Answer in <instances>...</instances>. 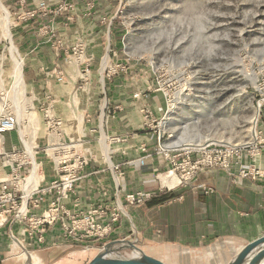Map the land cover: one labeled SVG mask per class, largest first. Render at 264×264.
I'll use <instances>...</instances> for the list:
<instances>
[{"label": "rangeland", "instance_id": "rangeland-1", "mask_svg": "<svg viewBox=\"0 0 264 264\" xmlns=\"http://www.w3.org/2000/svg\"><path fill=\"white\" fill-rule=\"evenodd\" d=\"M39 6L44 10L33 33L37 44L49 43L67 65L51 62L49 69H42L41 87L27 76V63L33 56L16 40V22L21 18L27 20L25 12L29 10L21 15L12 13L0 0V111L4 108L15 112L24 135H31L30 128L22 123L29 122L30 112L46 128L55 99L43 97L42 102L33 103L32 89L38 92L37 88H41L49 94L51 82L69 88L74 91L69 100L76 105H80L74 103L80 101L77 91L92 89L98 111V106L107 101L105 91L113 87L118 77L134 89L135 98L141 92L142 99L147 94L160 99L163 112L159 116L149 114L150 126L146 127L160 135L162 143L167 139L175 141L169 146L197 139L237 143L250 139L254 129L264 134V0H115L102 20L110 24L108 39L102 41L106 50L102 65L88 60L83 37L67 40L66 28L74 25L76 18L71 0ZM16 60L22 62L21 78L17 77ZM68 65L78 71L77 77ZM179 72L189 79L191 97L169 114L165 126L160 127L168 107L165 97L183 82L179 81ZM104 82L106 86L102 85ZM29 104H33L32 109H25ZM16 141L14 132L6 133L7 148ZM241 245L231 238L219 239L208 246L188 249L187 254L183 253L187 249H178L164 260L168 264H225ZM88 246L85 243L80 248L85 250ZM214 246L220 260L216 263L213 261L217 258L209 259L203 253ZM100 247V243L94 242L90 249L75 255L77 262L66 257L56 264H84ZM55 254L60 256L56 252L50 257ZM33 257L25 259V264L37 261L35 252Z\"/></svg>", "mask_w": 264, "mask_h": 264}, {"label": "crops", "instance_id": "crops-1", "mask_svg": "<svg viewBox=\"0 0 264 264\" xmlns=\"http://www.w3.org/2000/svg\"><path fill=\"white\" fill-rule=\"evenodd\" d=\"M4 1L12 13L21 15L26 10H36L34 17L24 21L21 18L16 22L18 27L15 33L19 46L33 56L27 63V76L33 83L39 82L41 87L42 69H49L51 62L67 66L59 52L49 43L37 44L38 38L33 34L41 19L40 3L50 6L59 0ZM71 1L76 18L75 24L66 28L67 40L74 41L83 37L86 40L88 60L102 65L106 54L102 41L104 38L108 39L110 29L109 22L104 23L102 20L110 12L109 7L115 0ZM55 26L58 28L56 24ZM42 46L45 47L43 50ZM11 58L14 64L12 55ZM16 58L21 60L18 55ZM68 68L74 69L73 65H68ZM20 71L23 77L21 66ZM73 71L77 77L78 71ZM112 84L113 87L106 90L107 93L105 91L108 102L105 100L98 106L99 113L92 89L77 91L80 101L74 103L80 105H76L72 104L73 100H69L74 92L69 88L51 82L48 94L42 92L41 88H37L40 91L36 92L33 87V103L42 102L49 96L55 97L49 111L50 117L58 120L59 125L49 129L45 123L46 128H43L40 120L32 118L30 112L29 122H22L30 128V136L16 130L3 134L4 149L21 147L23 143L26 145L24 137L32 140L33 146L38 145L41 148L37 158L46 180L55 176L56 168L42 151L43 148L72 145L79 154L88 159L74 191L63 200L69 211L76 213L101 206L106 213L97 218L106 221L114 207H122L111 232L97 241L67 238L59 222L49 226L44 242L33 248V252L38 255L36 263L33 261V264H56L66 257H73L77 262L75 255L90 249L94 242L104 243L116 239L134 241L147 254L164 260L178 249H187L183 252L187 254L190 250L217 243L219 239L225 238L237 240L243 245L264 234V177L256 180L244 179L215 168L200 171L184 185L163 183L160 175L168 164L163 155L156 151L159 137L154 131L141 125L142 102H147L152 114L159 116L163 112L160 99H156L158 97L154 94H147L145 99L135 98L134 89L126 82H121L120 77ZM102 85L106 86L105 82ZM32 106L33 104H29L25 109H32ZM12 132L16 134L17 141L9 143L7 148L6 133ZM259 165L264 167V153L259 159ZM135 191H145L151 195L143 203L126 204L125 195ZM85 243L90 246L84 250L80 247H84ZM216 247L203 252L207 253L209 259L211 256L217 258L214 263L220 261ZM98 250L99 248L93 256ZM48 251L50 254H47ZM56 252L60 256L55 254L51 258L52 253ZM16 253L17 249L9 246L7 237L1 231L0 264H25Z\"/></svg>", "mask_w": 264, "mask_h": 264}, {"label": "built area", "instance_id": "built-area-1", "mask_svg": "<svg viewBox=\"0 0 264 264\" xmlns=\"http://www.w3.org/2000/svg\"><path fill=\"white\" fill-rule=\"evenodd\" d=\"M39 8L44 10V7ZM26 14L28 18L34 17L36 10L27 11ZM167 95L165 102L168 105L171 95ZM148 108H144L147 110L142 115V127L150 126L148 117L152 112ZM47 119L49 129L59 125L58 120ZM14 130L21 131L18 116L3 108L0 111V235L2 231L9 246L17 249L15 255L24 261L31 259L34 246L44 242L48 227L57 222L64 235L73 240L97 241L107 236L119 219L122 207H114L109 219L100 221L97 217L106 213L101 206L74 213L63 204L81 179L88 159L72 145L47 146L42 151L53 162L56 174L46 180L37 158L41 152L38 145L29 149L22 142L21 147L4 149L3 134ZM251 136L249 141L237 143L206 140L191 145L163 146L158 135L156 151L163 155L168 164L161 174L174 177L176 185L186 184L204 169L215 168L239 178H262L264 167L259 165V159L264 153V134L254 129ZM150 195L145 191L129 192L124 200L128 205H135L143 203Z\"/></svg>", "mask_w": 264, "mask_h": 264}, {"label": "water", "instance_id": "water-1", "mask_svg": "<svg viewBox=\"0 0 264 264\" xmlns=\"http://www.w3.org/2000/svg\"><path fill=\"white\" fill-rule=\"evenodd\" d=\"M167 114V110L163 117ZM195 142L182 141V145ZM84 264H168L147 254L136 242L116 239L104 242L96 254ZM225 264H264V234L241 245Z\"/></svg>", "mask_w": 264, "mask_h": 264}, {"label": "bare ground", "instance_id": "bare-ground-1", "mask_svg": "<svg viewBox=\"0 0 264 264\" xmlns=\"http://www.w3.org/2000/svg\"><path fill=\"white\" fill-rule=\"evenodd\" d=\"M6 17H7V13H6ZM6 27H7V22H6ZM15 60V59H14ZM16 63H15V69H16V73H17V77H19V78H21V71H20V66H21V61L20 60H16L15 61ZM105 69V68H104ZM178 76H179V78H180V80L179 81H183V82H181L180 83V86L178 87V88H176V90L171 94V99L169 100V102H168V107H167V114H166V116L165 117H163L162 118V122H161V120H160V122H161V124H160V127H164L165 126V124L167 123V117H168V115L169 114H171L173 111H176V109L178 108V106L179 105H181V104H183V102H184V100L185 99H188V98H190L191 97V95H190V92L188 91L189 90V87H188V85H189V79H185V78H183V75H182V73L181 72H179L178 74H177ZM177 77V76H176ZM186 84V85H185ZM186 86V87H185ZM141 94V92H139V94H135V96L139 99V98H141L142 96L140 95ZM194 96V95H193ZM146 107V105H145V103H144V101L142 102V104H141V111L143 112V110H144V108ZM183 126H186V125H183ZM23 133V132H22ZM24 134V133H23ZM24 136V135H23ZM178 138H176L175 140L176 141H178L177 140ZM251 139V138H250ZM250 139H248V140H246V141H249ZM24 140H25V142H26V145H27V147L30 149L32 146H33V143H32V140H27V139H25V137H24ZM104 140V139H103ZM171 141H172V139L171 140H165L163 143H162V145L163 146H169V145H167V144H169V143H171ZM193 141V140H192ZM195 142H197V143H202L201 141H202V139H197V140H194ZM175 141H173L172 143H171V145L174 143ZM241 142H245V141H241ZM105 151V150H104ZM53 153L51 152L50 153V155L51 156H53L52 155ZM31 155H32V151H31ZM37 162V164L36 165H38L39 164V162L38 161H36ZM160 179L162 180V182L163 183H165V184H167V185H171V184H173V182L175 181L174 179V177H171V176H168V175H165V174H161L160 175Z\"/></svg>", "mask_w": 264, "mask_h": 264}, {"label": "trees", "instance_id": "trees-1", "mask_svg": "<svg viewBox=\"0 0 264 264\" xmlns=\"http://www.w3.org/2000/svg\"><path fill=\"white\" fill-rule=\"evenodd\" d=\"M100 244H102V242Z\"/></svg>", "mask_w": 264, "mask_h": 264}]
</instances>
